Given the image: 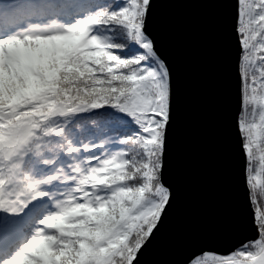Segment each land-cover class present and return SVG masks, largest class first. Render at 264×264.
<instances>
[{"label":"snow or ice","instance_id":"6c2138e0","mask_svg":"<svg viewBox=\"0 0 264 264\" xmlns=\"http://www.w3.org/2000/svg\"><path fill=\"white\" fill-rule=\"evenodd\" d=\"M227 10L243 235L176 264H264V0ZM177 0H0V264H145L173 221Z\"/></svg>","mask_w":264,"mask_h":264},{"label":"water","instance_id":"95a60500","mask_svg":"<svg viewBox=\"0 0 264 264\" xmlns=\"http://www.w3.org/2000/svg\"><path fill=\"white\" fill-rule=\"evenodd\" d=\"M157 26L178 82L172 171L178 203L166 235L145 264H176L190 244L228 243L244 234L230 114L234 107L227 10L208 0H177Z\"/></svg>","mask_w":264,"mask_h":264}]
</instances>
